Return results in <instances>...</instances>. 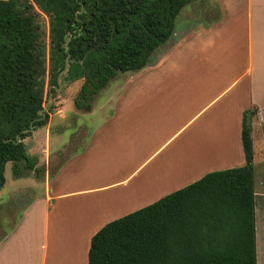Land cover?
<instances>
[{
	"label": "crops",
	"instance_id": "0c3cea01",
	"mask_svg": "<svg viewBox=\"0 0 264 264\" xmlns=\"http://www.w3.org/2000/svg\"><path fill=\"white\" fill-rule=\"evenodd\" d=\"M218 2V13L206 23L194 21L184 31L175 26L172 36L156 49L145 67L125 71L118 78L119 72L116 74L113 79L117 82L103 106L113 107V114L92 125L94 129L82 145L52 173L46 169L43 193L27 198L16 222L0 235V264H89L91 239L108 222L195 182L207 172L243 166V114L250 108L258 110L252 120L255 191L264 208V0ZM184 61V81L177 87H164L166 77H177L185 68ZM154 89L169 91L163 101L167 104L173 101V91L184 92L183 114L175 117L170 113L168 120L155 125L132 119L134 96ZM100 107L92 105L91 110H103ZM150 109L146 106L138 111ZM67 123L50 118L29 140L35 145L44 140L43 145L34 147L44 153L47 168L53 161L57 163L56 155L69 145V138H64ZM86 123L78 121L76 126L91 127ZM217 126L223 135L209 137ZM198 134L205 138L200 145L203 149L193 143ZM181 138L188 145L193 143L187 150L188 167L205 154L207 160L217 155L231 160L213 167L204 163L196 175L163 190L162 184L173 181L179 171L175 161L185 147L180 145ZM7 222L8 217L0 216V224Z\"/></svg>",
	"mask_w": 264,
	"mask_h": 264
},
{
	"label": "trees",
	"instance_id": "16d2710c",
	"mask_svg": "<svg viewBox=\"0 0 264 264\" xmlns=\"http://www.w3.org/2000/svg\"><path fill=\"white\" fill-rule=\"evenodd\" d=\"M193 1L0 0V190L9 161L36 168L24 139L50 119L51 107L39 114L49 95L47 75L52 87L59 86L66 59L77 60L61 77L83 80L75 106L91 110L118 72L147 65ZM257 111L243 114V166L209 172L108 222L91 239L89 264H258L252 137Z\"/></svg>",
	"mask_w": 264,
	"mask_h": 264
},
{
	"label": "rangeland",
	"instance_id": "374dc122",
	"mask_svg": "<svg viewBox=\"0 0 264 264\" xmlns=\"http://www.w3.org/2000/svg\"><path fill=\"white\" fill-rule=\"evenodd\" d=\"M218 10H219L218 0H194L193 2L186 5L181 10L180 14L176 19V28L184 31L188 28V26L192 25L194 21L196 22L204 21L206 23L208 20H210L211 17L216 16ZM41 19L44 25V29L46 30V32H48V28H49L48 18L45 15H43ZM175 37L176 39L179 38L177 35ZM184 63H185V68L179 70L177 77L172 75L171 77H166L164 79V83L166 82L164 87L167 88L171 86L177 87L184 81L186 75V61H184ZM121 74H123V72H119L117 78ZM59 81L61 88L59 90H54L51 95L49 94L47 96L46 103H48V107L46 111L49 110V107H51L50 118H53L55 120H65L68 122L67 126L64 127L66 131L64 138L66 140L69 138L68 139L69 145L67 146L65 151H62V153H58L56 155L57 163H54L53 161L52 166L50 168L49 167L47 168V163H45L44 161V155H43L44 153H40L42 152V150L36 149L34 147L35 144H32L29 141L31 136H33L34 134V131H32V134L30 136L24 139V143L27 147V152L31 156H33L36 160V168L26 169L25 161H19L17 163L14 161H9L7 163L5 170L6 183L4 187L0 190V205L2 206L0 210V216L8 217V222L5 224H0V235H2V233L6 229H8V227H12L13 224L16 222L23 209L22 208L23 203L26 200L32 198L34 194L36 195L38 193L39 194L43 193L44 190L43 177L45 175L46 169H49L50 173H52L59 162L67 158L68 155L73 151H77L78 147L82 145L83 141L86 139V137L90 135L92 129H94L93 127L96 125V122L101 121L105 116L109 114H113L114 112L112 111L113 107L107 106L105 107V109H103V106L105 105L104 103H107L106 100L108 99L110 90L113 87V85L117 82V79L110 80L107 86L95 96L92 105L96 107L101 105L100 109L101 108L103 109V110H99L98 112L97 110H89V111L81 110L80 112L75 106L74 101L83 84L82 79L75 82H69L63 80L61 77ZM155 85L156 82L150 85L149 89H151ZM50 88L53 87L50 83V78L47 75L46 91L49 92ZM168 92L169 91L167 90L160 91L158 89H154L147 94H143V95L136 94L134 96V98H136V100L134 101L135 106L134 109L132 110L134 112L132 113L131 118L138 121L146 122L147 124L151 123L155 125L158 124L159 122L168 120V116L170 115V113H172L175 117L181 116V114H183L182 100L184 99V101L186 102V99L183 97L184 92L176 94V91H173L171 95L174 96L172 97L173 101L171 102V104L163 103L164 99L167 98V96L169 95ZM146 106L151 107V109L148 111H143L140 114L138 110L144 109ZM75 121L76 122L79 121L81 123L87 122L86 125L88 126L90 125L91 127H77ZM217 128H218L217 131H213L209 135V137L214 133L217 134V137H219V135L220 136L223 135L222 132H219V126H217ZM71 134H73V137ZM204 139L205 138L202 135L198 134L196 136V139L194 140L195 142H193L195 144V147L203 149L204 145L202 146L200 145L205 141ZM42 140L37 141L36 145L37 146H40L41 144L43 145L44 140L43 141ZM184 143H186V139L181 138L180 145L181 146L184 145L185 147H183L182 150L179 151L177 157L178 162L175 161V165L179 166L178 167L179 171L174 175L173 181L171 182L167 181V183L162 184V187H164L163 190L168 189L179 182L186 181L191 176L196 175L199 169H201L200 166L204 163L207 162L211 163L213 167L216 166L215 164H220L221 162H223V164H226L229 163L231 160L230 158H223L221 160L219 155H217L218 157H211V160H207L209 155L205 154L203 155V157L197 159V162L194 166L188 167L187 150L193 143L189 145L187 143L186 144ZM47 147L49 149V145ZM53 147L54 145L52 146L53 149L51 153L52 156L55 155L54 153L55 150ZM45 151L48 152L47 150ZM47 160L49 161V154L47 155ZM178 163H180L182 166L178 165ZM171 164L172 161L169 162V166H168L169 170H171ZM217 167L220 166L218 165ZM229 168H233V167H229ZM15 169L21 171L23 173V176H17L14 173ZM223 169H227V168H222V169L220 168L217 170H223ZM261 199H262L261 197H257L256 199L258 264H264V218H263L264 208L263 206H261L262 204L259 203L260 201H262Z\"/></svg>",
	"mask_w": 264,
	"mask_h": 264
},
{
	"label": "water",
	"instance_id": "95a60500",
	"mask_svg": "<svg viewBox=\"0 0 264 264\" xmlns=\"http://www.w3.org/2000/svg\"><path fill=\"white\" fill-rule=\"evenodd\" d=\"M85 56H86V55H85ZM75 61H77V60H75V59H70V58H67V59H66L65 69H64V71H63V72L59 75V77H58V84H59V86H54L53 88H57V90H59V89L61 88V86H60V81H59L60 78H61V76L67 72V70H68V68H69V66H70V63L75 62ZM79 61L82 62L83 59H80ZM49 94H50V95L52 94V88H50V90H49ZM47 107H48V103L45 104L43 110L39 111V114L45 115V111H46ZM32 128H33V125L31 124V129H32ZM31 129H30V130H31Z\"/></svg>",
	"mask_w": 264,
	"mask_h": 264
}]
</instances>
